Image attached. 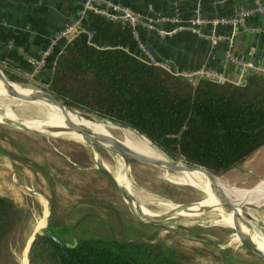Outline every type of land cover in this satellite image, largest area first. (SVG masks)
Segmentation results:
<instances>
[{
	"label": "rangeland",
	"instance_id": "obj_1",
	"mask_svg": "<svg viewBox=\"0 0 264 264\" xmlns=\"http://www.w3.org/2000/svg\"><path fill=\"white\" fill-rule=\"evenodd\" d=\"M0 69L7 75L3 67ZM26 78L13 79L16 87L31 93V87L51 92L47 83L40 82L35 86ZM6 108H12L19 115L4 114ZM89 114L101 118L93 112ZM43 116L45 112L35 107L30 99L0 91V194L11 198L22 212L11 237V244L19 255V264L27 241L34 230L39 229L37 222L45 218V209L49 211L46 226L53 222L72 227L71 232L64 234L69 241L83 236L160 240L179 249L185 260L192 264H264V259L236 239L239 236L230 216L219 215L212 208L201 209L198 215L184 216L174 214L177 210L164 203L168 201L181 209L206 200L217 204L220 196L209 188L210 183L171 180L164 175V168L157 165L138 160L127 163L124 160L121 169L126 168L131 179L133 201L140 205L143 202L153 209L144 207L146 212L157 214L151 220L138 212L135 204L128 201L98 167L100 156L84 139L74 132H67L69 130L60 125H49L45 130L30 129L15 121L33 124L28 117ZM108 130L112 136L140 151L135 140L122 129ZM96 133L102 134L98 130ZM148 152L154 157L152 151ZM101 157L115 174L116 166L120 165L118 154L103 149ZM216 176L241 195L249 189L254 190V195L258 194L264 183V145L238 166ZM245 209L255 218L242 215L240 220L249 229L264 234V204L246 206Z\"/></svg>",
	"mask_w": 264,
	"mask_h": 264
},
{
	"label": "trees",
	"instance_id": "obj_2",
	"mask_svg": "<svg viewBox=\"0 0 264 264\" xmlns=\"http://www.w3.org/2000/svg\"><path fill=\"white\" fill-rule=\"evenodd\" d=\"M55 57L47 83L54 95L86 113L129 124L175 159L219 174L264 145V73L250 71L244 84L192 79L124 48L92 44L85 32L65 42ZM4 70L14 80L26 79ZM21 218L15 202L0 194V264H19L11 237ZM71 230L49 222L32 241L29 264H192L160 240L83 236L69 241L64 234Z\"/></svg>",
	"mask_w": 264,
	"mask_h": 264
},
{
	"label": "crops",
	"instance_id": "obj_3",
	"mask_svg": "<svg viewBox=\"0 0 264 264\" xmlns=\"http://www.w3.org/2000/svg\"><path fill=\"white\" fill-rule=\"evenodd\" d=\"M139 11L143 18L151 20L156 28L169 29L176 23L162 19L163 16L180 14L190 18L199 5L209 17L234 16L241 5L253 6L257 0H116ZM84 0H0V66L23 76L39 61L52 35L72 20L81 17L85 28L94 33L99 47H121L141 56L136 30L154 57L169 65L174 71L195 70L206 64L222 72L226 77L246 76L230 55L264 62V13H253L235 33L233 43L222 40L213 46L211 41L190 29H183L172 36L161 37L156 28L132 25L109 19L93 11L83 12ZM210 33V24L200 26ZM218 33L231 35L233 25L220 24ZM65 41L58 44L46 65L29 82L48 83L55 56ZM27 79V78H26ZM33 92V91H32Z\"/></svg>",
	"mask_w": 264,
	"mask_h": 264
},
{
	"label": "bare ground",
	"instance_id": "obj_4",
	"mask_svg": "<svg viewBox=\"0 0 264 264\" xmlns=\"http://www.w3.org/2000/svg\"><path fill=\"white\" fill-rule=\"evenodd\" d=\"M3 78H4V75L2 73V70H0V91L6 92L10 96L17 97V98H33V92L31 93L30 91L21 90L18 87L16 90H12V89H9L8 87H6L5 84L3 83V81L1 80ZM31 101L34 103L35 107H39V108H41V110L43 112H45V116H43V117H28V120L31 121L30 123H33V124H26V123H23L22 120H15V121L22 122L28 128L31 127L30 129H32V128H36V129L42 128L43 129L44 128L43 130H45L46 128H49L48 127L49 125H52V126L60 125L59 127L68 129L69 131H67V132H74L81 139H83V137L80 133H78L77 131L72 129L69 122H73L77 126L89 131L91 134H93L95 136H97L96 130L102 132L103 135H111L108 128L111 130H114L115 128H120V129H122V131L129 134L135 140V142H136L138 148L140 149L141 153L149 155V152L147 154V151L150 150L156 155V159H170V157L165 152H163L160 148H158L155 144H153L148 138H146V136H144L143 134H141L140 132L136 131L135 129H133L131 127H122L121 125L108 122V121L103 120L101 118L99 119V118H96L94 116L93 117L92 116H86V115L82 114L79 110H77L73 107H68L67 105H59L58 103H56L55 101H52L50 99H48V100L33 99ZM57 112L65 114V115H59ZM4 114L12 115V116H14L16 114L19 115L12 108H6ZM94 129H96V130H94ZM122 141H124V140H122ZM124 143H126V142L124 141ZM137 151H139V150L137 149ZM155 155H154V158H155ZM118 157L120 158L119 159L120 165L116 166V173L114 175L116 176V179L118 180V182H120L122 185L126 186L130 190V192L132 193L131 179L128 176L127 170H126V168L124 170L121 169V167L124 166V160L125 159L120 155H118ZM180 162L184 163L183 161H180ZM106 165L108 167H110L109 164L106 163ZM154 165H156V164H154ZM157 166L164 168V170H165L164 175L168 179L175 180V181L183 180V181H187V182H197V183L208 182V183H210L209 188L211 190H213L212 179L210 178V176L206 172H204L202 170L182 169V170H172V172H169L163 165H157ZM110 169H111V167H110ZM224 183L225 182H223L221 179H219V177H216L215 184L224 188L226 193L234 201L242 203V204L247 205V206L251 205V204L258 205V206L264 204V183L261 184L262 188L260 189V191L256 195H254V190L249 191L250 189L241 195V193L239 194L237 192V190L235 191V190L229 188ZM201 190H203V189H201ZM164 203H165V205H167V207H170V209L177 210V211H175L174 214H182L184 216L185 215L194 216V215H198L200 213V210L203 207H205V208H212V209L217 210L219 215L230 216L234 222L233 212L229 211L227 205L223 202L221 197H219V199H217V204L212 202V201L206 200V201H201V202H194L192 205L187 207V209H183V208L181 209L180 207H178V206H176V205H174L168 201H165ZM141 207H142V211L144 213L150 214V215H157V214H152V213L146 212L144 210V207L149 208V209H151V208L147 207L143 202L141 203ZM239 209L241 210V208H239ZM151 210H153V209H151ZM48 215H49V211H48V209H45V216H48ZM235 224L237 225L239 233L242 235L245 242H247L251 245L257 246V247L260 246L264 251V234L254 230V229H249V227L244 222H242V220H240L239 216L237 217L236 223L234 222L233 227L235 226ZM37 226L39 227V229H36V230L39 231V230H41V228L46 226V223H45V225H43L42 221L40 219L37 222ZM33 236H34V233H33ZM33 236L29 239V242L27 244L26 255H28L29 245L33 239ZM26 255L24 254L23 264H28V262H29L28 257Z\"/></svg>",
	"mask_w": 264,
	"mask_h": 264
},
{
	"label": "built area",
	"instance_id": "obj_5",
	"mask_svg": "<svg viewBox=\"0 0 264 264\" xmlns=\"http://www.w3.org/2000/svg\"><path fill=\"white\" fill-rule=\"evenodd\" d=\"M85 11H93L94 13L106 16L109 19L128 23L134 28L138 27V25H144L149 28H156V24L151 20L144 19L143 15L139 11H136L130 6L116 0H84L83 12ZM253 13H264V0H257L255 5L253 6L241 5L239 8H237L234 16L209 17L203 12L201 6L198 5L194 11V14L188 19H185L180 14L163 16L162 19L172 21L176 23V25L169 29H156L158 30V33L161 37L172 36L180 30L190 29L197 32L201 36L208 38L211 41L212 45L215 46L222 40H228L230 43H233L235 33L245 22L246 18ZM225 23H230L233 25V33L231 35H225L216 31V27L218 25ZM204 24L212 25L213 31H211L210 33L203 32L200 29V26ZM82 32H85L88 36V40L92 44L96 45L93 40V31H90L83 26L81 17L76 18L64 28L58 30L52 35L48 46L42 51L37 64L31 70L27 71L25 75L31 78L35 77L44 68L46 62L48 61V58L55 52V49L60 42H67L74 36ZM135 32L141 49V57L146 61L155 62L177 74H183L192 79H197L200 76H209L222 82L231 81L235 84H244L245 82V76L243 75H240L238 78H229L226 77L222 72L208 67L206 64H203L201 67L195 70L174 71L170 69L169 65L165 64L163 61L157 60L150 51L148 45L140 39L138 31L136 30ZM230 57L241 68L242 72L258 71L260 73H264V62L262 61V59L252 60L232 54L230 55Z\"/></svg>",
	"mask_w": 264,
	"mask_h": 264
},
{
	"label": "water",
	"instance_id": "obj_6",
	"mask_svg": "<svg viewBox=\"0 0 264 264\" xmlns=\"http://www.w3.org/2000/svg\"><path fill=\"white\" fill-rule=\"evenodd\" d=\"M2 70V69H0ZM2 73L4 75V78L1 79L3 81V83L5 84L6 87H8L9 89L12 90H16L17 87L15 85V82L13 79L9 78L5 72L2 70ZM29 84L35 85L37 86L35 83L32 82H28ZM20 84V83H19ZM22 85V84H21ZM24 86V85H23ZM33 90V98H23V99H45V100H52L55 101L56 103H58L59 105H67L68 107H73L68 105L64 100L58 98L56 95H54L53 93L47 91V90H42V89H38L35 87H31ZM82 114L86 115V116H92L89 113L86 112H82L80 111ZM93 117V116H92ZM101 119L106 120L108 122L111 123H116L118 125H121L122 127H132L129 124L116 120V119H111L108 117H103L100 116ZM6 119V118H5ZM9 119V118H8ZM18 121H16L17 123ZM70 126L72 127L73 130L77 131L78 133H80L83 137V139L90 144L91 146L94 147V149L98 152V155L100 156V159L98 160V167L111 179V181L114 183V185L117 187V189L125 196V198L132 202L133 204H135L136 209L138 212H140L141 214L145 215L146 217H148L149 219H153V215L150 214H146L142 211V207L140 204L134 202V196L132 195V193L130 192V190L122 185L120 182H118V180L116 179V176L114 175V173H112V171L109 169V167L106 165L105 161L103 160L102 156V150L106 149V150H111L114 153L122 156L125 161L127 163L130 162V160H138V161H142L145 163H151V164H156V165H163L169 172L172 170H182V169H197V170H202L204 172H206L210 178L212 179V188L214 190V192L221 197V199L223 200V202L227 205L229 211L233 212V216H234V222L236 223L237 221V217H241L242 215L247 216L248 218L254 219L255 217L247 210L245 209V207L247 205H244L242 203L236 202L234 201L224 190V188L218 186L215 184L216 182V174H214L211 170H209L207 167L201 165V164H196V163H189L187 161H184V163H181V160H175L173 158L170 159H156L150 155H146L144 153H141L140 151H137L133 148H131L130 146H128L126 143H124V141H122L120 138L112 136V135H103V134H97V136L91 134L89 131L77 126L76 124H74L73 122H69ZM18 125L22 126V127H26L22 122H18ZM133 129H136L134 127H132ZM138 132H140L138 129H136ZM141 133V132H140ZM248 206H252V207H256L258 205H248ZM134 207V206H133ZM241 208V210L239 209ZM203 210L205 209H209V208H202ZM163 217V216H162ZM258 224L262 223L261 221H256ZM235 229L236 232L238 233L240 242L245 245L252 253H254L256 256L260 257L261 259H264V251L261 250L259 247L251 245L247 242H245L239 231L237 228V225L235 224ZM38 232V230H34V236L33 239L35 238L36 233ZM53 236L54 234L51 233ZM59 242L61 243H68L67 240L61 239L57 236H54ZM32 239V241H33ZM32 241L30 242L29 245V249H28V255H29V251L32 245ZM29 240L27 241L28 244ZM27 244L24 247V254L26 252V247ZM24 259V255L22 257V261L21 264L23 262ZM28 261H29V256H28ZM29 264V262H28Z\"/></svg>",
	"mask_w": 264,
	"mask_h": 264
}]
</instances>
